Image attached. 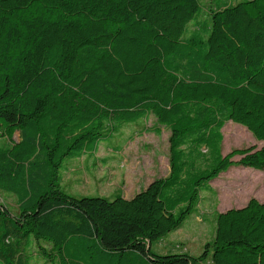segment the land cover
<instances>
[{"label": "trees", "instance_id": "trees-1", "mask_svg": "<svg viewBox=\"0 0 264 264\" xmlns=\"http://www.w3.org/2000/svg\"><path fill=\"white\" fill-rule=\"evenodd\" d=\"M200 7L0 0V129L19 133L0 142V191L15 197L12 208L0 196V264H264V201L254 197L214 210L212 238L197 255L164 241L201 216V187L233 155L264 170V0L210 6L208 22ZM150 115L169 130L167 176L131 197L62 187L67 159ZM228 120L262 144L222 154ZM212 151L213 165L196 173Z\"/></svg>", "mask_w": 264, "mask_h": 264}, {"label": "rangeland", "instance_id": "rangeland-1", "mask_svg": "<svg viewBox=\"0 0 264 264\" xmlns=\"http://www.w3.org/2000/svg\"><path fill=\"white\" fill-rule=\"evenodd\" d=\"M231 1L234 0H201L198 19L208 22L207 10L210 6ZM195 23L196 19H191L183 35H188ZM152 127L157 131H141ZM221 134L219 149L222 154L234 148L249 145L259 147L262 144L247 128L232 120L226 121L222 126ZM18 139V131L9 136L0 129V142H16ZM116 145L121 146L120 150H116ZM213 154L212 151L209 160L194 167L196 173L213 165ZM239 157L233 155V162L228 169L208 182L213 191L209 190L207 184L201 187L197 210L201 216L191 215L183 221L179 229L165 238L166 245L181 242L191 254L197 255L202 251L204 243L212 238L214 210L240 207L251 197L264 201V170L236 164ZM64 166L65 168H61L62 187L74 196H110L120 192L124 197H131L154 178L169 174V130L157 125L155 117L150 115L146 120L124 124L120 133L101 141L96 152L86 151L80 157L67 159ZM0 193L13 208L15 197ZM36 252L33 248V258H39ZM35 264H42V259H37Z\"/></svg>", "mask_w": 264, "mask_h": 264}, {"label": "crops", "instance_id": "crops-1", "mask_svg": "<svg viewBox=\"0 0 264 264\" xmlns=\"http://www.w3.org/2000/svg\"><path fill=\"white\" fill-rule=\"evenodd\" d=\"M136 193V192H135Z\"/></svg>", "mask_w": 264, "mask_h": 264}]
</instances>
